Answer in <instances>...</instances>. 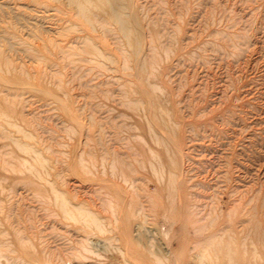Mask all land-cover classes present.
Wrapping results in <instances>:
<instances>
[{"label": "rangeland", "instance_id": "374dc122", "mask_svg": "<svg viewBox=\"0 0 264 264\" xmlns=\"http://www.w3.org/2000/svg\"><path fill=\"white\" fill-rule=\"evenodd\" d=\"M263 99L264 0H0V264H264Z\"/></svg>", "mask_w": 264, "mask_h": 264}, {"label": "bare ground", "instance_id": "6f19581e", "mask_svg": "<svg viewBox=\"0 0 264 264\" xmlns=\"http://www.w3.org/2000/svg\"><path fill=\"white\" fill-rule=\"evenodd\" d=\"M80 8L82 9V10H84V8H83V6L81 5L80 6ZM120 24H121V27H122V29L124 30V32L125 31H129V29H128V27H126L125 26V24H124V22L123 21H120ZM262 83V82H261ZM262 87V86H261ZM250 91V90H249ZM241 98V97H240ZM238 100H240V99H238ZM264 100V99H263ZM237 102V101H236ZM247 105H249V104H247ZM236 106V105H235ZM238 106V105H237ZM246 106V105H245ZM247 107V106H246ZM261 108H264V107H261ZM206 109V108H205ZM259 109V108H258ZM209 110V109H208ZM207 110V111H208ZM255 110H257V109H255ZM238 111V110H237ZM248 111V110H247ZM204 112V111H203ZM257 112V111H256ZM211 113V112H210ZM231 113V112H230ZM250 113V112H249ZM257 113H259V112H257ZM256 113V114H257ZM206 115V114H205ZM226 115V114H225ZM260 115V114H259ZM229 116H230V114H229ZM261 116V115H260ZM202 117V116H201ZM200 117V118H201ZM234 117V116H233ZM239 117V116H238ZM245 117V116H244ZM235 119V118H234ZM241 120V119H240ZM243 120H245V119H243ZM264 120V119H263ZM242 121V120H241ZM254 121V120H253ZM258 121V120H257ZM234 122H235V120H234ZM261 122V121H260ZM196 123V122H195ZM238 123V122H237ZM263 123V122H262ZM220 124V123H219ZM226 124V123H225ZM221 127V126H220ZM246 127V126H245ZM203 128V127H202ZM244 128V127H243ZM212 129V128H211ZM214 129V128H213ZM215 129H217L216 127H215ZM247 130V129H246ZM258 131V130H257ZM205 132V131H204ZM208 132V131H207ZM217 132V131H216ZM245 132V131H244ZM224 133V132H223ZM234 133V132H233ZM236 133V132H235ZM253 134H255V133H253ZM212 135V134H211ZM216 135V134H215ZM235 135V134H234ZM233 135V136H234ZM242 135V134H241ZM247 135V134H246ZM258 135V134H257ZM209 136V135H208ZM213 136V135H212ZM227 136V135H226ZM236 136V135H235ZM217 137H218V135H217ZM223 137V136H222ZM246 137V136H245ZM248 138H250L249 136H247ZM169 138V137H168ZM227 138H228V136H227ZM227 138H224V139H227ZM204 139V138H203ZM223 139V140H224ZM230 139H232V138H229V140ZM264 139V138H263ZM171 140V139H170ZM169 140V141H170ZM217 140V139H216ZM255 140V139H254ZM254 140H252V141H254ZM218 141V140H217ZM220 141V140H219ZM257 141V140H256ZM210 142V141H209ZM215 142V141H214ZM229 142V141H228ZM249 142V141H248ZM217 143V142H216ZM253 144H256L255 142H252ZM260 143V142H259ZM258 143V144H259ZM252 144V145H253ZM224 145V144H223ZM226 145V144H225ZM261 145V144H260ZM233 146V145H232ZM240 145H238V147H239ZM242 146V145H241ZM262 146H263V144H262ZM201 147V146H200ZM214 147V146H213ZM223 147H225V146H223ZM227 147H228V145H227ZM243 147V146H242ZM255 147V146H254ZM258 147V146H257ZM215 148H216V146H215ZM215 148H213V149H215ZM229 148V147H228ZM227 148V149H228ZM237 148V147H236ZM205 149H207V148H205ZM211 149V148H210ZM213 149H211V152H212V150ZM219 149V148H218ZM261 149V148H260ZM263 149H264V147H263ZM217 150V149H216ZM222 150V149H221ZM225 150V149H224ZM239 150V149H238ZM203 151V150H202ZM201 151V152H202ZM208 151H210V150H208ZM229 151V150H228ZM253 151V150H252ZM258 151V150H257ZM214 152V151H213ZM217 152V151H216ZM221 152L222 151H220V154H221ZM215 153V152H214ZM224 153H226L225 151H224ZM223 153V154H224ZM243 153H244V151H243ZM257 153V152H256ZM264 153V152H263ZM229 154V153H228ZM231 154V153H230ZM242 154V153H241ZM246 154V153H245ZM219 155V154H218ZM261 155V154H260ZM250 156H251V154H250ZM249 156V157H250ZM229 157H231L230 155H229ZM235 157V156H234ZM244 157H246V156H244ZM261 157V156H260ZM221 158H223L222 156H221ZM242 159V158H241ZM247 159V158H246ZM254 159V158H253ZM262 159H263V156H262ZM224 160V159H223ZM244 160V159H243ZM217 162H218V160H216ZM235 161V160H234ZM236 161H238V160H236ZM245 161V160H244ZM264 161V160H263ZM221 162V161H220ZM223 162H225V161H223ZM239 162V161H238ZM259 162V161H258ZM260 162H262V160L260 161ZM259 162V163H260ZM237 163V162H236ZM218 164L219 165H222V164H220L219 162H218ZM243 164V163H242ZM239 165H241V164H239ZM246 165V164H245ZM249 166V165H248ZM252 166V165H251ZM219 167V166H218ZM239 167H241V166H239ZM221 168V167H220ZM233 168V167H232ZM243 168V167H242ZM250 168V167H249ZM210 169H211V167H210ZM252 169V168H251ZM218 170V169H217ZM242 170V169H241ZM247 170V169H246ZM211 171H213V170H211ZM239 171V170H238ZM257 171V170H256ZM225 172V171H224ZM237 172V171H236ZM259 172V171H258ZM212 173V172H211ZM215 173H216V171H215ZM218 173L219 174H221L220 172H219V170H218ZM217 173V174H218ZM262 173V172H261ZM263 173H264V171H263ZM262 173V174H263ZM213 174V173H212ZM218 174V175H219ZM124 175V174H123ZM126 175V174H125ZM207 176V175H206ZM210 176H212V175H210ZM222 177V176H221ZM241 177H242V175H241ZM215 178H216V176H215ZM244 178V177H243ZM246 178V177H245ZM250 178V177H249ZM222 179V178H221ZM224 179V178H223ZM230 179V178H229ZM238 179V178H237ZM241 179V178H240ZM257 179V178H256ZM213 180V179H212ZM218 180V179H217ZM239 180V179H238ZM255 180V179H254ZM124 181H125V179H124ZM236 181V180H235ZM244 182V181H243ZM262 182V181H261ZM260 182V183H261ZM224 183H226V182H224ZM245 183V182H244ZM200 185V184H199ZM212 187V186H211ZM210 187V188H211ZM249 187V186H248ZM260 187V186H259ZM224 188V187H223ZM240 188V187H239ZM202 189V188H201ZM208 189V188H207ZM222 189V188H221ZM214 190H216V189H214ZM251 190V189H250ZM202 191H203V189H202ZM220 191V190H219ZM242 191V190H241ZM243 192V191H242ZM205 193V192H204ZM244 193V192H243ZM246 194H247V192H246ZM241 195V194H240ZM264 196V195H263ZM241 198V197H240ZM205 199V198H204ZM246 199V198H245ZM253 201V200H252ZM212 202V201H211ZM260 202H263V201H260ZM62 204H63V207L65 206V203H64V200H62ZM262 206H263V204H262ZM224 207V206H223ZM226 207V206H225ZM251 208V207H250ZM258 208V207H257ZM222 210V209H221ZM252 211V210H251ZM180 212V211H179ZM261 212V211H260ZM197 214V213H196ZM230 214V213H229ZM256 214V213H255ZM217 215V216H216ZM263 215V214H262ZM180 216H182V214L180 215ZM200 216V215H199ZM264 216V215H263ZM261 217V216H260ZM219 218H218V211H217V209L215 208V210H212V211H209V212H207V213H203L202 214V216L199 218V219H197V220H193L192 219V217L190 216V215H188V218H186V226H188V225H194V227L196 228V229H199V230H203V232H202V239L200 240H198V245H197V247H199V253H197V254H200L201 256H199V257H201L202 259H203V261H205L206 259H210V255L212 254V253H214V254H216V255H219V253L221 252V251H227L228 253L229 252H231L232 251V248L227 244H225V243H223V237H224V234H228V235H230V232L232 231V227L231 226H229V225H227V226H225V228L223 229L222 227H220V222H219V220H218ZM218 220V221H217ZM93 221H97L96 219H93ZM222 232V233H221ZM234 232V231H233ZM231 237H232V235H231ZM236 239V238H235ZM198 251V250H197ZM230 254V253H229ZM210 256V257H209ZM209 257V258H208ZM218 257V256H217ZM215 258H216V256H215ZM229 258V257H228ZM201 259V260H202ZM205 259V260H204ZM212 259V258H211ZM200 260V261H201ZM231 261V260H230ZM229 262V261H228ZM211 263V262H210Z\"/></svg>", "mask_w": 264, "mask_h": 264}]
</instances>
